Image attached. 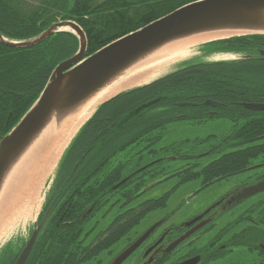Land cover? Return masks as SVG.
Returning <instances> with one entry per match:
<instances>
[{
    "label": "trees",
    "instance_id": "16d2710c",
    "mask_svg": "<svg viewBox=\"0 0 264 264\" xmlns=\"http://www.w3.org/2000/svg\"><path fill=\"white\" fill-rule=\"evenodd\" d=\"M192 1L195 0H0V33L11 39H24L53 22L73 20L85 33L87 56ZM263 46L264 35L235 36L204 43L199 52L205 55L229 53L242 57L230 61H188L147 84L106 100L73 137L62 156V165L72 167L87 152L90 168L114 167L120 180L127 174L122 172L126 164L118 158L124 150L137 147L134 154L142 159L143 152L150 155L156 151L153 146L161 140L160 130L168 124L183 120L199 124L214 119L232 122L231 130L206 152L218 153L215 158L198 163L196 158L201 152L182 150L189 143L187 140L180 141L177 147L166 148L176 158L186 160L188 167L181 175L183 181L200 177L213 182L257 167L255 163L264 164V110L245 107L246 103H264V57L257 53ZM77 47L76 36L69 32L53 34L28 48L0 43V137L36 100L52 69L73 55ZM206 100L218 101L221 105L209 106L204 103ZM194 143L193 149L201 142ZM156 167L157 163L149 164L132 172L117 191L123 190L127 183L133 184L123 197L128 195L129 201L131 192L132 199H136L143 193L140 189L145 183L160 176L154 171ZM178 173H170L166 179ZM168 196L166 193L160 200ZM121 201L119 197L117 202ZM158 203L149 201L139 207V212L135 210L134 215L138 219ZM123 216L124 213L118 215ZM74 228L63 220L57 221L49 212L25 264H81L95 258L91 249L88 250L91 240L70 236ZM114 242V239H103L99 246L102 254ZM22 247L15 249L6 243L0 249V264H13Z\"/></svg>",
    "mask_w": 264,
    "mask_h": 264
},
{
    "label": "flooded vegetation",
    "instance_id": "af4514ba",
    "mask_svg": "<svg viewBox=\"0 0 264 264\" xmlns=\"http://www.w3.org/2000/svg\"><path fill=\"white\" fill-rule=\"evenodd\" d=\"M88 156L89 153H82L72 167H64L60 158L48 180V191L41 209L42 215L52 212L57 221L73 225L75 228L70 236L91 240L88 250L91 249L95 258L81 264H110L149 229L147 236L120 264H264V188L242 196L246 187L264 184L262 162L257 164L259 170L254 174L243 179L234 175L236 179L226 183L215 180L213 182L218 184L213 188L209 186L213 182L200 177L183 181V168L177 170V185L144 198L132 199L129 192L130 200L127 201L128 195L125 198L123 195L132 189L133 184H125L120 191L116 185L124 178L127 180L132 172L160 162L161 157L153 156L118 180L114 167L90 168ZM169 175L160 174L141 189L152 182V186L163 182ZM222 179L228 181L230 177ZM192 181L200 182L192 188L194 191L189 192L193 199L199 198L201 193L203 197L210 189H214L209 192L213 196L207 198L205 207L197 210L193 207L200 200H195L194 205L188 203L187 207H173V211L181 214L171 219L173 211H166L168 199L180 186ZM166 193H169L168 199L160 200ZM119 197L123 199L120 203L117 202ZM149 201L159 203L137 219L134 211L139 212V207L146 206ZM123 213L124 216L119 218L118 215ZM157 213L161 214L155 217ZM106 238L115 242L102 254L99 246Z\"/></svg>",
    "mask_w": 264,
    "mask_h": 264
},
{
    "label": "water",
    "instance_id": "95a60500",
    "mask_svg": "<svg viewBox=\"0 0 264 264\" xmlns=\"http://www.w3.org/2000/svg\"><path fill=\"white\" fill-rule=\"evenodd\" d=\"M226 31L237 32L226 38L264 35V0L188 2L112 40L87 56H85L87 47L85 33L73 20L53 22L38 34L24 39H11L0 33V43L12 48L35 46L60 32L72 33L78 40L76 52L52 69L36 100L18 122L0 137V194L14 167L49 124L52 122L60 124L101 90L116 82L129 69L163 46L197 34ZM257 53L264 57V46L258 48ZM172 68L169 71L174 70ZM204 103L213 107L221 105L214 100H206ZM245 107L251 110H264V103H246ZM125 180L126 178L122 179L116 186ZM152 185L153 183L144 190ZM263 188L264 184L261 183L248 186L242 196H248ZM46 214L45 212L41 216L38 223H34L28 239L13 264H25L46 220ZM149 232L150 229L119 253L110 264H120Z\"/></svg>",
    "mask_w": 264,
    "mask_h": 264
},
{
    "label": "bare ground",
    "instance_id": "6f19581e",
    "mask_svg": "<svg viewBox=\"0 0 264 264\" xmlns=\"http://www.w3.org/2000/svg\"><path fill=\"white\" fill-rule=\"evenodd\" d=\"M235 34L237 32H209L169 43L129 69L60 124H49L14 167L0 194V243L9 238L18 226L35 218L39 209L36 196L44 178L55 166L63 148L91 117L97 106L123 90L153 81L185 61L196 45Z\"/></svg>",
    "mask_w": 264,
    "mask_h": 264
},
{
    "label": "rangeland",
    "instance_id": "374dc122",
    "mask_svg": "<svg viewBox=\"0 0 264 264\" xmlns=\"http://www.w3.org/2000/svg\"><path fill=\"white\" fill-rule=\"evenodd\" d=\"M198 47L199 45H196L194 48H192L191 54L187 57L185 61H192V60L193 61H204V62H212V61H220V60L230 61V60L237 58V56L233 54H228V53H217V54H212V55H205L203 53L198 52ZM178 66H180V64L175 65L174 67L177 68ZM165 73L166 72H164L163 74ZM231 128H232V122H230L229 120H225V119H214V120H209L207 122L199 123V124H193L187 120L176 121V122L168 124L164 129L160 130L161 136H162L161 140L153 146V148L156 151L154 153H151V158L153 156L161 157V161L158 162L157 167L154 168L155 173L159 172L160 174L165 173L166 175H168V173H177V170L188 167L186 166L187 165L186 160H183L181 158H176V155L168 150L171 146L177 147V145H179V142L182 140H187L189 142L186 146H184V148H182L183 151L188 152V153L201 152V155L198 158H196V161L198 163L203 164L207 162L208 160L215 158L218 155V153H213V154L206 153L207 150L209 149V147L213 146L215 143L220 141V139L223 138L226 135V133H228L231 130ZM76 133L74 134V136L76 135ZM73 137L71 138V140L73 139ZM71 140L63 148L55 166L53 167L51 172L46 176V178H44L43 184L37 193L36 199L37 200L39 199V209L35 215V218L27 220L21 226H18L9 238H7L6 240L0 243V249L4 245H6V243H9V246L14 247L15 249H19L20 247L23 246V243H25L26 240L28 239L33 229L32 227L34 223L38 221L39 213H41L44 199L48 191V180L50 178V175L54 171V168L58 164L60 158H62L61 156L63 155L64 150L70 144ZM195 141H198L201 143L198 144L195 149H193V147L196 145L194 143ZM166 148L168 149L166 150ZM129 149L124 150L118 156V158L120 160H123L124 161L123 163L126 164V167L122 170L123 173H128L132 170H135L136 166L138 164H142V161L143 160L146 161L148 157V155H145L143 152L142 159H139L138 157L140 155L134 154L135 151L137 150V147L134 149L131 148L132 150H129ZM151 158L149 160H151ZM257 164L258 163H255V166H257ZM153 167H155V165H153ZM196 169L197 167H195L192 170H196ZM255 170L256 171L259 170L258 167H253L251 170H245L241 172L240 175L237 174L238 175L237 177L236 176L230 177L228 181H225V179H220L217 181H220L218 183H226V182H232V179H236V178L243 179L247 177V175L249 176L251 174H254ZM152 183L146 185L145 187L151 185ZM178 183H179V174H176L175 176H172L171 178L163 182H160L154 186H151V188L147 190H144L145 187H143L141 191H144V192L140 195V197L144 198L146 196H153L151 194H154V195L159 194L162 190L169 189L170 187H173L177 185ZM199 183H200L199 181H196V182L192 181V182L185 183L182 186H180L175 192L171 194L170 198L168 199V207L166 211L168 210V212H171L173 211V207L175 208L177 206L178 207L186 206V205L189 206L188 203L193 204L197 200H200V201L196 203L195 207H193L194 210H197L201 207H205L206 206L205 202L207 198H211L213 196V195H209V192L214 190L210 188L215 187L218 183L213 182L211 185H209L211 186L210 188H208L210 190H208L207 193L203 195V197L201 193L199 198L197 197V199H193L194 196L193 197L190 196V193H191L190 190H192V188L197 186ZM159 214L161 213H157L154 216L157 217ZM180 214H181L180 211H173L171 213V216H172L171 219L178 218Z\"/></svg>",
    "mask_w": 264,
    "mask_h": 264
}]
</instances>
